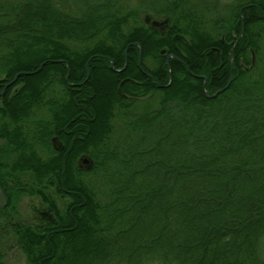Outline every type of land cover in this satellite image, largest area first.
<instances>
[{
    "label": "trees",
    "instance_id": "trees-1",
    "mask_svg": "<svg viewBox=\"0 0 264 264\" xmlns=\"http://www.w3.org/2000/svg\"><path fill=\"white\" fill-rule=\"evenodd\" d=\"M69 1L0 0V215L70 197L14 225L27 264H264V0Z\"/></svg>",
    "mask_w": 264,
    "mask_h": 264
},
{
    "label": "flooded vegetation",
    "instance_id": "flooded-vegetation-1",
    "mask_svg": "<svg viewBox=\"0 0 264 264\" xmlns=\"http://www.w3.org/2000/svg\"><path fill=\"white\" fill-rule=\"evenodd\" d=\"M167 23H169V22H167ZM167 23L162 25V26H154V27L165 28ZM25 133H27V132H25ZM71 133H73V132H71V131H66L65 132V134H71ZM6 134H9V132H6ZM54 138H56L57 140L54 141ZM23 141H24V144H30V141H28V140H23ZM35 142H36V144H38L40 146L39 151H42V152L44 151L45 152V150L43 149L42 140L36 139ZM49 142L52 145L53 150H55V151H60L62 148H66L70 144V142H68L66 139L65 140L62 139V137L60 135H58V134L51 135V137L49 139ZM55 143H59L60 144V148L59 149L55 147ZM3 145H5V146L9 145V140L6 139L5 136H1L0 137V148L3 147ZM72 146L70 148H72ZM9 147L10 148H9L8 151H5V152H3V151L1 152L0 151V165L4 164L6 166L8 164H12V163L14 164L15 163L14 161H16V159H18V152H16L13 147H11V146H9ZM70 148H68V149H70ZM68 151H70V150H68ZM28 157H30V154L27 155V157H26V161L25 162H27V164L29 163ZM80 158H81V156L77 158L76 164H77V166H81V167L85 168L84 167V163H83V161H81ZM17 180L18 179H15V178H7V177H3V176L0 177V188H2L4 190V192H5L4 194H6V191L2 187V185H6V186H9L10 184L13 185V184H15L17 182ZM19 182H21V180H19ZM51 189H53V191H51V192H53L54 204H52L51 202H46L45 203L44 199H42L40 197L42 202H39L40 203L39 207L35 208V211H37L40 215L36 218L39 221L35 220L34 222H37L36 224H38L42 228L46 227V226H49L50 224H55V225L59 224L58 223L59 221L57 220V218H58L57 217V214H58L57 213L58 212L57 209H59V211H63L66 208V204H68L70 202V197H69V195H67V193L66 194H64V193L63 194H57L55 192L56 190H55L54 187H52ZM4 194L0 191V204H2V203L4 204V202L6 201V197H5ZM6 196H7V199H8L7 204H9L10 198H9L8 194H6ZM57 197L65 198L67 201H64L63 205L60 203L61 204V206H60L56 202V198ZM7 204H5V206L3 208L7 207ZM17 205L18 204H16V202H15L12 206H10V210H8L7 213L9 215L13 214V212L14 213H18V211H17V207L18 206ZM0 209H2V208H0ZM11 209H14V210L11 211ZM4 219H5L4 216L0 215V230L3 231V232H9V233L15 234L14 225L15 224L18 225V224H21V223L20 222L17 223L16 221H11V222L7 223V221H4ZM30 223H32V222H30Z\"/></svg>",
    "mask_w": 264,
    "mask_h": 264
},
{
    "label": "rangeland",
    "instance_id": "rangeland-1",
    "mask_svg": "<svg viewBox=\"0 0 264 264\" xmlns=\"http://www.w3.org/2000/svg\"><path fill=\"white\" fill-rule=\"evenodd\" d=\"M226 1H231V0H226ZM121 3L127 4V5H124L125 7H129L131 5L132 8H134L135 6L141 5L140 0H121ZM67 4L70 6V4H72V0H70ZM138 4H140V5H138ZM142 18H144V14L140 16V20H139L140 22L144 21V19H142ZM252 56L254 59L255 55L253 54ZM84 157L90 158V156L88 154L87 155L84 154L81 156V158H84ZM83 163H84L85 168H91L93 166L92 160H91V166L89 164H87V162L83 161ZM64 201H67V200L65 198H60V197L56 198V202L60 206H61V204L63 205ZM39 202H42V200L39 196H35V197H30L28 195L22 196L21 199L16 203V204H18L17 205L18 206L17 207V211H18L17 215H19V217L16 218L15 221L16 222L21 221V222L26 223V222H34L35 220H38L36 218L40 214L37 211H35V208L39 207V205H40ZM0 248L5 254L6 260L10 264H27L26 256L22 252V250L19 246V240L15 234L9 233V232H3L0 230Z\"/></svg>",
    "mask_w": 264,
    "mask_h": 264
},
{
    "label": "water",
    "instance_id": "water-1",
    "mask_svg": "<svg viewBox=\"0 0 264 264\" xmlns=\"http://www.w3.org/2000/svg\"><path fill=\"white\" fill-rule=\"evenodd\" d=\"M152 25L153 26H162V25H164V24H166L167 22H168V20L167 19H165V20H158V19H153L152 21ZM244 33V30H243V32H242V34ZM241 35V34H240ZM242 36V35H241ZM240 36V37H241ZM239 37V38H240ZM164 52V51H163ZM127 55H128V48L126 49V65H127V61H128V57H127ZM174 55H172V54H169L168 56H167V59H165L166 61H167V64L169 65L170 64V60L169 59H171V57H173ZM253 61H255V58L253 59ZM111 63V68H114V63H112V62H110ZM42 65H44V64H42ZM42 65H41V67H40V69L42 68ZM139 66H140V68L141 69H143V65H142V51H141V53H140V58H139ZM88 69H89V65H88ZM188 69V68H187ZM148 73V72H147ZM150 75V74H149ZM19 76H20V73H18L15 77H13L14 79L13 80H11V81H9V82H7L6 84H5V86H4V88H3V90L2 91H0V96H3L4 94H5V92H6V89L7 88H9V86H11V85H13V84H15V82L18 80V78H19ZM201 77H204V87H206V84H207V77L206 76H201ZM233 75L231 74V76L229 77L230 79H229V82H228V84L225 86V87H223V88H219L216 92H214V93H210L209 94V96L210 97H216L219 93H221V92H223V91H225L228 87H229V85L231 84V82H232V80H233ZM124 81H122V83H123ZM121 83V84H122ZM72 85V84H71ZM57 139L56 138H54V141H56ZM55 147L56 148H60V144L59 143H55ZM91 158H81V161H84V162H87V164H89L90 166H91V160H90ZM88 169V168H87ZM0 191L4 194L5 192H4V190L2 189V188H0ZM5 195V197H6V201L4 202V204L2 203V204H0V208H3L4 206H5V204H7V201H8V199H7V196H6V194H4Z\"/></svg>",
    "mask_w": 264,
    "mask_h": 264
},
{
    "label": "bare ground",
    "instance_id": "bare-ground-1",
    "mask_svg": "<svg viewBox=\"0 0 264 264\" xmlns=\"http://www.w3.org/2000/svg\"><path fill=\"white\" fill-rule=\"evenodd\" d=\"M127 57H128V55H127Z\"/></svg>",
    "mask_w": 264,
    "mask_h": 264
}]
</instances>
